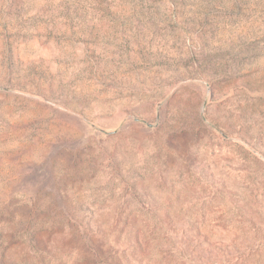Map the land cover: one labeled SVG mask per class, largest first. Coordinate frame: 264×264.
Wrapping results in <instances>:
<instances>
[{
    "label": "rangeland",
    "instance_id": "1",
    "mask_svg": "<svg viewBox=\"0 0 264 264\" xmlns=\"http://www.w3.org/2000/svg\"><path fill=\"white\" fill-rule=\"evenodd\" d=\"M1 259L264 264V0H0Z\"/></svg>",
    "mask_w": 264,
    "mask_h": 264
},
{
    "label": "trees",
    "instance_id": "2",
    "mask_svg": "<svg viewBox=\"0 0 264 264\" xmlns=\"http://www.w3.org/2000/svg\"><path fill=\"white\" fill-rule=\"evenodd\" d=\"M96 252V251H95ZM2 259H3V257H2ZM2 259L0 260V261H2Z\"/></svg>",
    "mask_w": 264,
    "mask_h": 264
}]
</instances>
